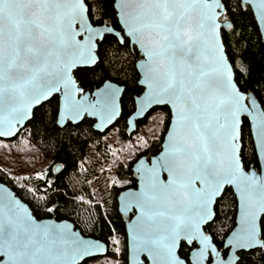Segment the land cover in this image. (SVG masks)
Listing matches in <instances>:
<instances>
[{"label": "snow or ice", "instance_id": "obj_1", "mask_svg": "<svg viewBox=\"0 0 264 264\" xmlns=\"http://www.w3.org/2000/svg\"><path fill=\"white\" fill-rule=\"evenodd\" d=\"M222 2L121 0L127 36L116 43L126 44L131 37L146 49L145 79L152 91L145 102L168 97L177 107L181 129L174 137L172 158L166 157L164 166L177 176L187 175L188 182L179 184L171 194L175 211L160 210L156 196L146 198L142 207L149 214V224L137 248V252L153 254L154 259L163 256L165 264H178L172 255L177 239L196 238L198 227L193 217L203 220L208 216V201L224 182L240 188L244 208L240 231L229 245L264 250V181L257 182L241 170L236 148L237 118L246 110L241 104L245 97L231 85L222 59L204 60L201 56L209 41L220 50L217 29L222 30L223 25L217 23V9ZM254 6L264 20V0H254ZM88 11L87 0H0V123L5 115L9 125L13 120L19 122L33 100L39 102L40 97L46 99L48 93L60 91L57 86L70 82L68 73L78 61L85 67H89L88 61L97 63L75 37L87 31L91 43L98 36L103 39L112 34L113 29L105 26L104 33L97 32L86 23ZM178 66L184 70L178 71ZM113 100L112 90L102 93L95 103L76 100L66 91L65 116L74 120L82 111L97 106L106 111ZM255 103L251 101L253 106ZM255 118L258 150L264 153V112ZM226 145L230 147L221 157V147ZM192 177L207 186L204 192L191 190ZM241 177L243 186L238 182ZM202 239L205 246L197 253V264L208 247L207 237ZM94 248L98 246L52 227L33 226L28 219L15 220L10 215L7 224L0 221V264H75L77 257L93 255ZM239 260L237 255L235 264Z\"/></svg>", "mask_w": 264, "mask_h": 264}, {"label": "trees", "instance_id": "obj_2", "mask_svg": "<svg viewBox=\"0 0 264 264\" xmlns=\"http://www.w3.org/2000/svg\"><path fill=\"white\" fill-rule=\"evenodd\" d=\"M113 3L114 0H87L91 24H107L120 31ZM222 3L225 13L220 21H225L227 17L231 28L221 30V37L234 70L235 82L240 91L253 93L264 111V45L257 25L249 7H242L240 0H223ZM116 41L113 36H105L98 44V63L93 68L74 72L76 82L84 92L99 88L105 81L124 88L121 116L106 133L93 131V122L86 118L77 125L67 123L66 128L57 127L58 99L53 97L33 111L31 120L15 139L0 140L6 149L25 138L49 161L41 173L24 176L21 181L0 165V183L9 187L26 204L35 218L67 220L82 236L107 245L105 257L90 259L83 264L105 259L127 264L126 233L124 221L117 211V196L136 185L131 173L132 164L140 157L150 158L160 151L170 119L167 108L153 109L145 119L137 122L136 132L144 130L150 115L159 111L164 117L158 135L148 139L135 152L128 153L124 160H115L114 146L118 151L126 149L125 146H118L135 136L136 132L130 137L126 135V119L134 111V98L142 93L137 85L139 76L135 63L139 56L135 47L131 48L129 42L118 45ZM241 145L240 157L244 169L258 171L246 120H243L241 128ZM56 166L60 167L58 173L54 171ZM214 213V220L204 231L222 251L223 241L235 225L236 199L229 188L217 200ZM190 250L182 243L179 256L187 260ZM222 254L225 255V252L222 251ZM239 257V264H264V250L261 249L242 252Z\"/></svg>", "mask_w": 264, "mask_h": 264}, {"label": "water", "instance_id": "obj_3", "mask_svg": "<svg viewBox=\"0 0 264 264\" xmlns=\"http://www.w3.org/2000/svg\"><path fill=\"white\" fill-rule=\"evenodd\" d=\"M241 5L242 7L247 6L251 10L262 43L264 45V20H261L258 12L255 11L254 0H242ZM121 7V0H114L113 8L120 31L115 30L112 26H108L107 24L99 26L92 25L88 17V12L86 14V23L94 28L97 32L101 33H104L105 26L113 29L112 34H105L103 38L105 36H113L118 40L122 37H126L127 27L123 23L125 17L120 13ZM125 7L130 9L132 6L127 5ZM217 11V23L223 25L222 30L230 29L231 23L229 21H220L225 13V7L223 3L221 7L217 9ZM73 27L77 31H80L78 24H74ZM217 37L220 50L216 51L211 41H209V43L201 49V56L204 60H211L213 57L222 59L223 64L227 66L231 85H234L235 90L239 92L243 97H245V99L241 100V104L245 106L246 110L244 112H241L237 118V134L239 135V140L237 142L236 148L241 153V128L243 125V120H246L249 126V131L258 162V171L255 169L245 170L241 161V157L240 167L243 172L247 173L248 175L254 176L257 182L264 181V153H259L258 150V140L256 138L257 120L255 118L260 112L264 111L253 93H244L238 88L235 82L234 70L228 60L222 42L221 29H217ZM75 39L76 41H79L84 45L86 55L93 56L98 63V56L96 55L98 44L102 42L103 39L98 36L94 40H92L91 43H89L87 31H82V33L80 35H77ZM128 42L131 48L135 47L139 56L138 60L135 63V69L139 76L137 85L142 89V93L134 98V111L126 119V135L128 137L132 136L137 131V122L145 119V117L155 108H167L170 114V119L166 132L163 136L160 151L150 158H146L144 156L140 157L132 164L131 173L133 179L136 182V185L134 188L125 189L118 194L117 211L124 221L127 245V264H165V259L163 256L157 255L154 259L153 254L147 251L137 252V248L144 238L147 231V226L149 224V214H147L142 207L146 203V198L156 196L157 206L160 210L175 211L176 208L173 207L171 194L179 184L188 182L187 175L177 176L173 171L164 166L166 157L172 158L174 137L181 131V129L179 127L178 117L176 115L177 107L175 104L168 102V97H165L159 102H153L151 104L145 102L146 97H148L152 91L145 79V65L149 62L147 51L140 45L135 44L134 38L128 37ZM90 48L91 50H89ZM77 63L78 66L73 67L68 73L67 80L70 82H62L61 84H59L57 87L60 88V91H53L51 93H48L46 99L44 97H40L39 102L33 100L26 106L24 117L20 119L19 122L13 120L11 122V125H9L8 117L5 115L4 122L0 123V131L4 133L3 135H0V140L10 141L15 139L19 135L21 130L25 127L27 122L31 120L33 111L53 97H57L58 99L56 125L59 128H61L60 126L67 123L77 125L84 118L91 120L93 122V131L100 134L105 133L114 126L121 116V98L124 92V88L118 86L113 82L105 81L99 88L94 89L91 92H84L83 89L78 86L74 77V72L77 69L93 68L97 63L92 64L91 61H88L87 63L89 67H85L82 61H78ZM177 70L183 71L184 69L182 66H178ZM108 90L114 91L113 106L109 110L104 111L101 110L99 106H97L96 109H88L87 111H82L79 116L75 117L74 120L66 118V91H71L73 98L76 100L95 103L97 98L100 97L102 93ZM253 100H255L256 102L255 106L251 104V101ZM10 127L11 130H9ZM228 147H230V145L221 147V157H223V154ZM54 171L55 173H58L60 171V167L56 166L54 168ZM191 179V190L193 192L199 191L202 193L205 191L207 187L206 185H204L195 177H192ZM238 182L241 183V186H243V184L245 183L242 177ZM226 188H229L235 196L236 215L234 228L223 241L222 251L225 252V255H222V251H220L213 243L211 236L205 233L204 228L214 220V206ZM0 205L3 206V212H0V221H3L5 224L8 223L10 215L15 220L28 219L33 226L52 227L55 228L57 232L66 234L67 236L73 237L78 241L98 246V248L93 249V255H84L82 257H77L75 260V264H83L85 261L94 258H103L108 253V247L105 243L82 236L81 233L74 228V225L67 220L57 221L55 219L35 218L30 208L24 202H22L9 187L2 183H0ZM9 210H11V212H9ZM207 211L208 216L203 220H199L198 218L193 217L198 227L196 238L186 237L177 239L172 250V255L178 262V264H197V253L205 246L202 239L203 237H207L208 247L204 253L201 264H235L236 257L240 253L258 250H241L236 248L235 246L229 245V241H231L235 234L240 231L241 217L244 211L240 196V188H238L235 183H222L215 194H213L209 199L207 204ZM182 243L187 247H192L194 245V248L188 254L187 260H184L179 256V250ZM213 249H215V251H213ZM68 264H71V261H69Z\"/></svg>", "mask_w": 264, "mask_h": 264}, {"label": "rangeland", "instance_id": "obj_4", "mask_svg": "<svg viewBox=\"0 0 264 264\" xmlns=\"http://www.w3.org/2000/svg\"><path fill=\"white\" fill-rule=\"evenodd\" d=\"M163 117L164 114L162 112H154L150 115L148 124L144 130L136 132L132 140L118 146H125L126 149L122 148L121 151H118V148L114 146L115 160H124L129 156L128 153L135 152L140 146L145 145L148 139L155 138L161 128ZM113 142L115 141L113 140ZM48 164L49 161L37 149L31 146L25 138L19 142L12 143L6 149L0 143V165L11 175L16 176L18 181H21L24 176L38 175ZM94 264H116V260L105 259Z\"/></svg>", "mask_w": 264, "mask_h": 264}, {"label": "flooded vegetation", "instance_id": "obj_5", "mask_svg": "<svg viewBox=\"0 0 264 264\" xmlns=\"http://www.w3.org/2000/svg\"><path fill=\"white\" fill-rule=\"evenodd\" d=\"M189 248H191V250H192V249L194 248V245H193L192 247H189ZM191 250H190V251H191ZM222 255H223V254H222ZM208 263H209V262H208Z\"/></svg>", "mask_w": 264, "mask_h": 264}]
</instances>
